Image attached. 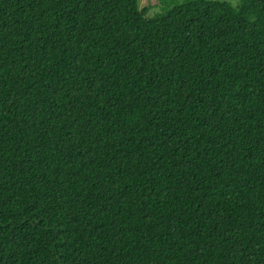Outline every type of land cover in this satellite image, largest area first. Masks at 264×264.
<instances>
[{
  "label": "trees",
  "instance_id": "trees-1",
  "mask_svg": "<svg viewBox=\"0 0 264 264\" xmlns=\"http://www.w3.org/2000/svg\"><path fill=\"white\" fill-rule=\"evenodd\" d=\"M0 264H264V0H0Z\"/></svg>",
  "mask_w": 264,
  "mask_h": 264
},
{
  "label": "rangeland",
  "instance_id": "rangeland-1",
  "mask_svg": "<svg viewBox=\"0 0 264 264\" xmlns=\"http://www.w3.org/2000/svg\"><path fill=\"white\" fill-rule=\"evenodd\" d=\"M184 0H138V9L144 11L146 18H153L162 12V8L172 2H183ZM213 2H225L237 6L239 0H210Z\"/></svg>",
  "mask_w": 264,
  "mask_h": 264
}]
</instances>
